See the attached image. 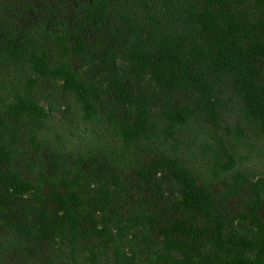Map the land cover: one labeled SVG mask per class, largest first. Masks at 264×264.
I'll use <instances>...</instances> for the list:
<instances>
[{"label":"rangeland","instance_id":"obj_1","mask_svg":"<svg viewBox=\"0 0 264 264\" xmlns=\"http://www.w3.org/2000/svg\"><path fill=\"white\" fill-rule=\"evenodd\" d=\"M111 3L102 11L94 0H0L2 14L17 27V36L30 61L25 76L32 80L42 105L53 114V123L40 127L35 133H31L28 127L13 123L10 137L15 133L16 161L24 176L35 180L44 171L51 183L45 180L43 194L53 196L54 186L63 190L62 178L71 180L78 157L91 155V152L127 155L120 126L126 116L125 111H128L130 95L137 99H150L153 107L162 103L185 102L193 103L198 110L201 108L199 113L205 127L226 141V150L216 158V152L214 154L206 144L208 142L215 148L214 140L204 132L191 130L181 131L174 138L163 136L167 140L164 150L192 168L198 179L208 182L219 196L225 190L223 182L226 178L231 174L237 175L238 171L251 182L264 179V135L252 132L241 111L244 107L246 115L254 118L252 110L255 104L251 102L252 98L248 103L234 94L230 83L233 75L229 71L232 62L223 51L219 56L222 59L220 68H213L209 57L214 56L212 50L219 54L217 47L222 36L216 38L211 35L210 27L201 26L199 22L184 27L179 0H152L149 7L142 6L138 0H114ZM196 3L200 9L210 11L222 7L235 14L245 26L255 25L258 35H264V0H196ZM158 17L161 20L158 27L170 36L171 44L179 51L190 43V39L200 45L209 43V55L206 54L205 60L210 67L208 72L200 74L202 81L186 80L185 85L176 90L157 88L147 65L136 51V36L147 38L150 29L155 27L151 18ZM36 56L46 58L53 66L55 61L70 66L84 82L93 85L91 89L87 88V93L91 94L88 99L91 108L79 101L77 96L82 94L73 85L71 87L67 77L56 73L51 76L32 69V60ZM224 61L227 65L223 64ZM13 77V73L8 74V71L0 74V96L6 98L9 95L13 89ZM121 91L128 97L119 96ZM119 97L122 100L118 101ZM260 114L256 115L261 118ZM241 130L245 131L244 136ZM150 142L157 144V137ZM50 147L64 152L69 157L66 163L69 165L64 166L60 154ZM137 150L140 152V148ZM128 174L131 182L125 186L133 194L130 202L135 208L138 203H145L141 200L144 195L149 197L150 203L151 199L157 201L174 217L187 215L188 219L199 220L200 225L208 230H216L217 238L221 234L224 238L233 239L248 226L244 220L247 189L232 192L220 205L219 217L213 213L207 216L198 210V196L188 195L167 173L145 180L136 173ZM0 200V207L4 210L0 219V264H74L68 259L72 251L71 239L67 235L62 237L57 227L55 231L44 235L37 233L33 237L20 235L16 226L7 223L20 224L32 220L36 224L47 219L46 213L42 214L30 206L40 207L37 196L31 193L21 198L2 195ZM48 204L53 220H56L57 205ZM260 210L264 224V202ZM135 233L140 235V231ZM160 242L167 252L180 254L181 248L163 236ZM131 246L141 255V245L133 243ZM194 251L203 261H212L218 254L215 245L201 242L192 249ZM75 264H82V260Z\"/></svg>","mask_w":264,"mask_h":264},{"label":"trees","instance_id":"obj_2","mask_svg":"<svg viewBox=\"0 0 264 264\" xmlns=\"http://www.w3.org/2000/svg\"><path fill=\"white\" fill-rule=\"evenodd\" d=\"M138 1L144 7H149L152 2ZM110 2L113 4L114 0H94L102 11ZM179 3L183 9L184 27L198 22L201 26L210 27L211 35L216 38L222 36L219 48L217 47L220 51L218 54L212 50L214 56H211L208 53L209 43L200 45L193 39L179 51L171 44L170 36L158 27L160 18H151L155 27L150 29L147 38L141 39L139 34L136 36L140 41L136 40V51L147 65L157 88L176 90L185 85L186 80L202 81L200 74L208 72L210 67L205 60L206 54L212 60L213 68H220L222 59L219 56L223 51L232 62L229 71L233 75L230 83L234 94L248 103L249 98H252L251 102L256 105L252 110L254 118L250 114L246 115L244 107L241 108L246 116L247 126L250 125L252 132L264 135V35H258L255 25L245 26L235 14L222 7L217 11H210L200 9L196 0H179ZM2 7L0 74H5V71L13 73L14 81L9 95L6 98L0 96V196L21 198L31 193L38 197L40 207L30 206L47 215V219L36 224L32 220L20 224L8 221L10 226H16L20 235L33 237L37 233L44 235L55 231L57 227L62 237L66 238L67 235L71 239L72 251L68 259L74 264L79 259L82 264H264V224L259 215L264 202V179L251 182L243 172L238 171L237 175L231 174L226 178L223 182L225 190L219 196L208 182L198 179L192 168L164 150L167 140L163 136L174 138L186 130L204 132L213 139L215 148L208 142L206 144L214 154L216 152V158L222 150H226V141L218 133L205 127L199 113L201 108L198 110L193 103H162L153 107L148 98L137 99L128 95V111H125L126 116L121 120L120 126L127 155L91 152V155L78 157L71 180L62 178L60 184L63 190L54 186L53 196L43 194L45 180L51 183L44 171L35 180L24 176L16 161L17 143L13 140L15 133L10 137L12 127L21 124L35 133L40 127L53 123V114L42 105L40 96L34 91L32 80L25 76L30 61L17 36V27L3 16ZM196 30L194 26V31ZM223 64L227 65L225 61ZM32 69L51 76L56 73L67 77L71 87L73 85L82 94L77 96L79 101L91 108L92 105L88 102L91 94L87 93V88L91 89L93 85L84 82L70 66L58 61L53 66L46 58L36 56L32 60ZM119 96L128 97L124 91ZM120 99L119 97L118 101ZM257 113H261V118ZM241 132L244 136L245 131ZM155 136L157 144L153 145L150 141ZM50 148L60 154L64 166L69 165L66 164L69 157L64 152L59 148ZM127 173L130 176L136 173L144 180L167 173L188 195L198 196V210L207 216L213 213L219 217L218 209L231 193L236 189H247V206L243 212L248 226L233 239L224 238L221 234L217 238L216 230H208L200 225L199 220L188 219L187 215L174 217L169 210L160 207L157 201L151 199L150 203L149 197L144 195L141 200L145 203H138L135 208L130 202L133 194L125 186L131 182ZM49 202L57 205L56 220H53ZM3 212L0 207V219ZM136 230L140 231V235L135 233ZM161 236L179 246L180 254L163 249V242L159 243ZM198 242L216 246L218 254L212 261L200 260L195 251L192 252ZM133 243L141 245V255L132 248Z\"/></svg>","mask_w":264,"mask_h":264}]
</instances>
